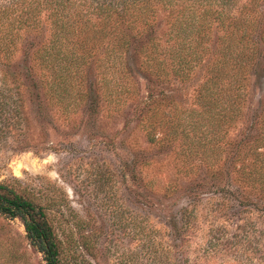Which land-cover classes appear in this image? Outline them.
Returning a JSON list of instances; mask_svg holds the SVG:
<instances>
[{
	"label": "rangeland",
	"instance_id": "rangeland-1",
	"mask_svg": "<svg viewBox=\"0 0 264 264\" xmlns=\"http://www.w3.org/2000/svg\"><path fill=\"white\" fill-rule=\"evenodd\" d=\"M150 5L143 22L135 9L112 19L132 38L124 53L103 68L75 65L56 93L34 58L51 27L7 36L13 16L0 11V40L16 44L0 59V182L44 208L61 264H264V0ZM243 7H256L255 53L208 87L222 65L221 23ZM82 11L73 27L104 20ZM137 23L147 26L135 38ZM0 264H46L22 221L1 214Z\"/></svg>",
	"mask_w": 264,
	"mask_h": 264
},
{
	"label": "trees",
	"instance_id": "trees-1",
	"mask_svg": "<svg viewBox=\"0 0 264 264\" xmlns=\"http://www.w3.org/2000/svg\"><path fill=\"white\" fill-rule=\"evenodd\" d=\"M81 1L84 2L83 5L70 2V0H9L5 1L4 10H0L4 15L13 16V19L9 22L7 36H12V32L16 30L27 31L31 28L35 30L38 27L44 29L43 23L51 27L50 43H45L37 49L34 58L38 64H41L43 70L49 69L48 71L53 72L54 78L51 83L54 92L66 91L64 72H70L75 65L77 69H81L88 64H86L87 60L96 58L101 62L99 68H103L106 59L113 61L116 55L124 53V50L131 44L132 38L127 31L118 30L116 23H113L112 19L116 16V18L123 19L126 22L125 15L130 14L135 9L142 11L138 18L143 22L151 14L152 5L150 4L153 0ZM158 1L166 2V0ZM256 1L259 0H252L255 4ZM80 6L82 7L80 8ZM85 6L94 7L98 17L103 16V21L94 23L97 28L92 26V28L84 29L72 26L75 20L71 22V14L76 10V15H80L82 19V16L85 15L82 8ZM76 8L79 10L77 11ZM45 12H48V15L46 17L45 14L46 18H43L42 22L39 14ZM138 18H136L135 23L139 20ZM253 18H257L256 7H243L239 11L238 18H232V16L227 18L229 22L226 27L224 21L221 23V27L225 31V37L221 39V46H219L218 51L221 58L214 65L220 63L222 65L218 67V72L210 78L208 87L217 86L225 79H232V68L242 71L248 66L247 60L244 61L243 59L249 56L250 52L253 55L255 53L254 43L250 37L255 22H251L255 20ZM138 25L139 30H137ZM205 25L206 29H209L210 26L208 24ZM146 26V24L142 25V23L133 24L131 29H136V33H138L134 37L141 36L145 32ZM242 26L245 29L240 30ZM229 29L230 36L226 37V31ZM99 41L106 42V47L102 52H98L102 47L99 45ZM14 42L15 39L0 40V59L1 57L9 58L13 54L16 49ZM156 50L155 46H148L141 51L150 58ZM188 56L187 54L182 60L187 61ZM68 76H70L69 73ZM208 87L203 88L204 91L200 96L205 98L204 102H206V105L204 107L211 109L214 104L210 103L209 98L205 97ZM155 115L152 114V118ZM222 120L229 124L233 119L231 114L227 112L222 116ZM150 140L154 141V138H150ZM263 166L260 167L262 170H264ZM256 175L260 176L259 178L262 177V174L260 175L258 172ZM254 181L256 180L253 179ZM0 214L10 219H20L22 221L30 244L39 252L44 253L46 264H61L58 241L46 217L44 208L37 206L29 196L24 194V191L16 190L11 184L0 182Z\"/></svg>",
	"mask_w": 264,
	"mask_h": 264
}]
</instances>
